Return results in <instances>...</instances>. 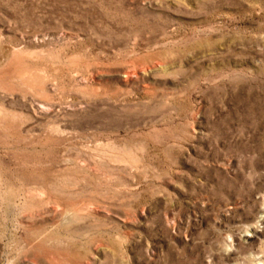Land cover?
Masks as SVG:
<instances>
[{
  "label": "rangeland",
  "instance_id": "1",
  "mask_svg": "<svg viewBox=\"0 0 264 264\" xmlns=\"http://www.w3.org/2000/svg\"><path fill=\"white\" fill-rule=\"evenodd\" d=\"M0 264H264V0H0Z\"/></svg>",
  "mask_w": 264,
  "mask_h": 264
}]
</instances>
